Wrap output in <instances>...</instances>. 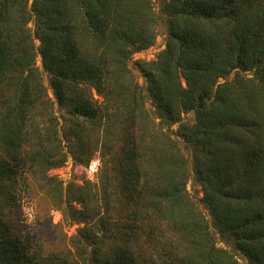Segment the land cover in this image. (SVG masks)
<instances>
[{"label":"trees","instance_id":"16d2710c","mask_svg":"<svg viewBox=\"0 0 264 264\" xmlns=\"http://www.w3.org/2000/svg\"><path fill=\"white\" fill-rule=\"evenodd\" d=\"M157 2L0 0V264H264V0Z\"/></svg>","mask_w":264,"mask_h":264},{"label":"rangeland","instance_id":"374dc122","mask_svg":"<svg viewBox=\"0 0 264 264\" xmlns=\"http://www.w3.org/2000/svg\"><path fill=\"white\" fill-rule=\"evenodd\" d=\"M158 0H153V2L158 5ZM156 9V13H157V37L155 39V42L153 44V46H151L150 48L140 51L138 53H135L133 55V58L131 59L130 62V67L132 70L133 75L136 78V81L138 84L142 85L143 84V80L139 75V72L137 71V69L133 66V63L135 60H145V61H151L154 60L157 56V54L163 49L164 47V38L167 34L166 32V25L164 24V19L163 16L157 12L158 11V7L155 8ZM37 66L39 67V69L42 72L43 75V83L47 88V94L49 97H52V91L51 89L48 87V81H47V74L43 72L41 65H40V60L37 59ZM56 104H54V109L56 110V114L58 115L59 112L56 109ZM182 120L184 123H188L191 124L194 121V114L193 113H188V114H184L182 115ZM171 130H176V127L173 126L171 128ZM182 153L184 154V156L189 160H190V151L181 143L180 144ZM96 161L99 162V158L98 155L95 154L94 156H92L91 160L89 161L88 164H77L75 163V161H73L71 159L70 156H67L66 162L64 163V165L60 168L51 170L49 172V176H55L58 178V180L63 182V185H66L70 182H73L77 185H82L83 183L89 182V183H94L97 179H96V175L98 173V168L100 166V163H98V168L96 173L93 174H88L86 173V168H88V166L90 164L95 163ZM191 179L188 181L187 183V190L189 193L190 198L192 199V201L195 202L196 205H198V207L205 213L206 211H204L203 205L200 201V198L202 197V193L200 192V187L195 183V181L192 179V177H190ZM40 198V197H39ZM38 198V199H39ZM37 198H35V200L25 203L23 205V212L26 216V220L27 223L28 222H32L35 223V221H37L36 217L41 214L43 217H50L52 219V225H59V223L61 222V215L59 213V211H56L55 209H50V207H48L46 201L44 200H38ZM206 214V213H205ZM78 228V225H67V224H62V232L66 233V235L71 236L74 235L76 233V229ZM47 229H49V233H53L54 229H52L51 225L50 227H48ZM46 230V229H45ZM58 231V229H55ZM217 239V237H216ZM220 246H222L221 244H219ZM236 257L238 258L239 263L241 264H247L246 259L243 257V255L236 253Z\"/></svg>","mask_w":264,"mask_h":264},{"label":"built area","instance_id":"2783aa9c","mask_svg":"<svg viewBox=\"0 0 264 264\" xmlns=\"http://www.w3.org/2000/svg\"><path fill=\"white\" fill-rule=\"evenodd\" d=\"M98 163H99V162L96 161L95 163L90 164V165L88 166V168L85 169V170H86V173H88V174L96 173L97 168H98V165H99Z\"/></svg>","mask_w":264,"mask_h":264}]
</instances>
